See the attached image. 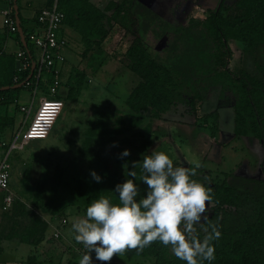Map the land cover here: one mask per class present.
Masks as SVG:
<instances>
[{"label": "trees", "instance_id": "trees-1", "mask_svg": "<svg viewBox=\"0 0 264 264\" xmlns=\"http://www.w3.org/2000/svg\"><path fill=\"white\" fill-rule=\"evenodd\" d=\"M17 7L26 50L33 61L28 31L22 27L20 0ZM57 9L64 14L63 25L79 35L83 46L80 62H85L92 73L98 72L113 57L103 46L112 30H120L122 39L132 37L121 62L139 80L125 100L127 112L116 117L113 127H103L99 121L98 127L85 131L75 151L77 162L72 169L57 166L51 175L42 168L26 171L30 182L26 189L35 200L42 198L43 191L48 189L42 208L52 218L63 215L69 207L87 209L100 197L119 204L118 194L113 190L117 184L133 179L128 176L129 171L136 173L134 183L140 188L138 199L144 198L147 191L141 179L144 173L140 164L133 168V162L142 163L143 156L149 155L147 151L155 140L151 121L161 120L168 113L196 121L203 101L214 88L220 89V99L228 94L232 98L234 136L252 138L264 148V0H219L216 8L202 9V17L189 16L185 25L165 21L137 0H110L103 8L92 0H57ZM232 41L243 45L239 69L230 68ZM30 72L22 73L23 79L29 78ZM12 74L13 79L17 72L11 71ZM85 78L84 71L72 68L64 82L65 98L77 101ZM12 79L0 83V88L13 86ZM39 86L46 92L45 85ZM17 92L1 91L0 103L14 102ZM56 98L60 99L58 94ZM202 121V127L212 123L214 127L209 130L218 131L217 110L203 115ZM124 150L130 155L118 158ZM173 164L187 169L195 167ZM260 168L264 176V159ZM92 171L102 182L92 179ZM212 175L201 166L190 177L210 189L212 195L208 220L194 226L197 237L203 240L208 235L204 229L209 224L218 225L220 232L219 238L211 242L215 259L200 264H264V177H241L233 172L222 173V177ZM16 199L15 195L11 208ZM19 228L20 231L12 229L11 237L19 243L38 247L45 239L49 223L33 215L29 225ZM126 254L149 259L151 264H186L173 255L171 246L166 247L159 241L142 251L130 250ZM35 262V256L30 255L25 264Z\"/></svg>", "mask_w": 264, "mask_h": 264}, {"label": "rangeland", "instance_id": "rangeland-1", "mask_svg": "<svg viewBox=\"0 0 264 264\" xmlns=\"http://www.w3.org/2000/svg\"><path fill=\"white\" fill-rule=\"evenodd\" d=\"M23 1L20 0L22 8ZM106 1L100 2L103 4ZM137 1L173 25H185L189 16L202 17L203 10L214 9L219 4V0ZM31 11L24 10L23 14L30 16ZM2 27L3 16L0 13V28ZM131 40L132 37L122 39L120 30H112L103 46L107 52L113 54V57L111 56L96 73H92L85 62H80L78 52L81 47L77 43H71L69 49L63 48L60 52L62 60L58 61L60 74L62 72L60 78L64 82L71 67L84 71L86 78L82 92L77 101L63 98L64 106L46 139L33 140L22 151H13L10 154L12 158L16 153L9 162L11 188L17 199L13 207L5 212L6 214L1 212L3 215L1 219L7 218L5 227L10 230V234L14 228L20 231L19 226L29 225L33 215L49 223L44 241L33 254L38 263L73 264L74 262L79 264L85 249L83 245L75 241L72 224L86 218V209L69 207L64 210L63 215L52 218L42 208L47 200L48 189L43 191L42 198L35 200L26 189L30 185L26 178V171L32 167L42 168L51 175L57 166L72 169L77 162L75 151L81 145L85 131L89 127H98L99 121L103 122V127L111 128L114 126L116 117L127 112L125 100L130 89L139 80L121 62L122 55ZM230 48L233 52L230 68L239 69L242 64L243 45L232 41ZM34 51L36 54L39 53L35 48ZM249 65L248 62V67ZM65 88L64 94L67 92V87ZM219 94V88L209 91L199 109L196 121L187 116L181 117L172 113L166 114L161 120H152L151 128L155 140L147 154L163 152L172 159L173 163L181 165H195V162L199 161L206 170L212 172L213 177L216 175L222 177V173L230 172L241 177L258 179L264 177L260 168L264 159L263 146L252 138L234 136L232 98L228 94L227 97L220 99ZM214 110L219 113L216 133L209 130L210 127H214L212 123L208 127L201 126L202 116ZM20 205L24 207L20 208ZM210 214L211 209L208 204L204 215L208 217ZM63 219L67 221L66 224H62ZM4 230L0 225V235ZM56 231H59L61 238L54 237ZM2 247L0 264H20V262L25 264L32 251L26 244L19 248L18 252L11 251L5 245ZM91 256L93 264H104L95 259V253H91ZM37 262L30 264H37ZM107 264H151V260L125 253L114 256Z\"/></svg>", "mask_w": 264, "mask_h": 264}, {"label": "clouds", "instance_id": "clouds-1", "mask_svg": "<svg viewBox=\"0 0 264 264\" xmlns=\"http://www.w3.org/2000/svg\"><path fill=\"white\" fill-rule=\"evenodd\" d=\"M129 155L124 150L118 158ZM137 164L144 173L141 177L147 189L144 198L138 199L136 173L129 171L128 176L133 179L117 184L113 190L118 194L119 204L100 197L87 207L86 218L72 224L75 241L85 249L79 264H93L91 253H95L97 261L107 264L114 256L130 250L142 251L156 241L171 246L173 255L186 264L214 260L211 242L219 238V226L209 224L203 240L197 237L194 227L208 220L204 214L212 201L210 189L190 178L202 166L200 162H195L192 169L174 167L168 155L152 152L143 156L142 163L133 162V168ZM90 176L95 182H102L94 171Z\"/></svg>", "mask_w": 264, "mask_h": 264}, {"label": "built area", "instance_id": "built-area-1", "mask_svg": "<svg viewBox=\"0 0 264 264\" xmlns=\"http://www.w3.org/2000/svg\"><path fill=\"white\" fill-rule=\"evenodd\" d=\"M3 14L7 31L16 33L17 26L12 11L8 10ZM63 21L64 14L56 6L42 9L37 16L39 29L27 36L28 43L40 50L38 60L36 62L31 61L25 50L16 54L19 66L13 83L16 85L23 84V87L29 89L32 101L37 99L38 102L32 114L29 105L19 104V110L23 115L26 127L16 135L9 145L0 144V148L7 146L0 157V191L3 193L2 209L4 211L10 210L15 198L10 188L9 153L12 150L22 149L30 141L46 139L64 106L63 100L56 98L60 88L59 75L61 71L58 61L62 60L60 52L67 45L66 39L59 35ZM33 65L34 69L32 73L30 72L31 76L23 79L22 73L31 70ZM31 77L33 78L32 81H30ZM48 79L50 80L47 81ZM40 84L46 86V92L39 88ZM66 223L67 221L63 219L62 224ZM59 236V231H56L54 237L58 239Z\"/></svg>", "mask_w": 264, "mask_h": 264}, {"label": "crops", "instance_id": "crops-1", "mask_svg": "<svg viewBox=\"0 0 264 264\" xmlns=\"http://www.w3.org/2000/svg\"><path fill=\"white\" fill-rule=\"evenodd\" d=\"M100 1L101 0H92V2L99 8H103L107 4V2L110 0H107L103 4H101ZM20 6H21V2H20ZM22 6L23 8L20 7L21 16L24 19L22 23V27L26 29L29 34L39 29V25L35 19L36 14L39 13L42 9L50 8L53 6L57 7V0H24ZM12 9H13V5L11 4L10 0H0V13L3 16V27L0 28V83H3L9 78L11 81L12 76H13V74L11 75V71L13 72L16 71L17 67L19 66V60L17 59L16 54L20 52L21 50H25L26 53L29 54L27 50L23 47L20 37L19 39H17V35H19L18 31L16 33H9L7 31V28L5 25V17L3 13L8 10L12 11ZM24 10H32L31 15L27 16L26 14H23ZM59 35L66 39L67 45L65 48L69 49V46H71V43H77L81 47V50L78 52V57L80 59V53L82 52L83 46L80 41L79 35L73 29L65 25H62ZM22 47L24 49H22ZM32 47L33 46H31L32 57H33L34 62H36L40 56V50L34 47L35 49L39 51V53L36 54L34 51V48ZM12 82H13V79H12ZM64 82H66V80ZM64 82L61 80V85L58 90V96L60 97L61 100H63V98L67 96V92L64 94V91H63V89H66L65 87H67L65 86ZM15 85L16 84H14L13 86ZM1 88H4V87H1ZM11 90H18L17 95H16V100L11 103H0V144L4 143L7 145H9L11 141L15 139L16 135L20 131L24 130L26 127L25 126L26 123L23 120V115L19 110V104L29 105L30 113L32 114L35 111L36 105L38 102L37 99L32 101L31 93L29 89L23 86L18 89H11ZM6 148L7 146L0 148V157L3 155V152L4 150H6ZM24 148L25 146L22 149L12 150L9 153L8 162L10 159L11 160L13 159V156L16 155L15 153L11 158L10 154L13 151H22ZM10 162H9V165H10ZM10 171H11V168H10ZM33 184L35 185L36 183H33ZM10 188H11V181H10ZM11 191L13 192L12 188H11ZM2 197H3V193L2 191H0V225L2 226L4 230V228H6L5 226L7 225V219L6 218H5L6 220L1 219V215H2L1 212H4V210L2 209ZM2 245L9 247L11 251L14 250L18 252L19 248H22V246L25 244L19 243L16 238H12L10 234V230L6 228V230L3 231V234L0 235V247L3 250ZM38 249H39L38 247H36L35 249L31 247L32 251L30 252L28 256L35 254L34 252H36Z\"/></svg>", "mask_w": 264, "mask_h": 264}, {"label": "water", "instance_id": "water-1", "mask_svg": "<svg viewBox=\"0 0 264 264\" xmlns=\"http://www.w3.org/2000/svg\"><path fill=\"white\" fill-rule=\"evenodd\" d=\"M13 10H14L15 23H16V26H17V31H18L21 43H22L23 47L25 49H27V44H26L24 35L22 33V30H21V27H20L19 18H18L17 0H13ZM33 69H34V65L32 66L31 73H32ZM31 73H30V76H31ZM22 85L23 84H18V85L12 86V87L0 88V91H5V90H8V89H18V88L22 87Z\"/></svg>", "mask_w": 264, "mask_h": 264}]
</instances>
